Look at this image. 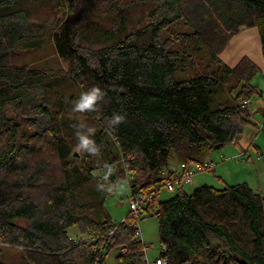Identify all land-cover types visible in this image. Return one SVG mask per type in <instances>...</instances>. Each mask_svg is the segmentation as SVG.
<instances>
[{
  "label": "trees",
  "instance_id": "1",
  "mask_svg": "<svg viewBox=\"0 0 264 264\" xmlns=\"http://www.w3.org/2000/svg\"><path fill=\"white\" fill-rule=\"evenodd\" d=\"M179 23L190 31L174 32ZM251 27L264 58V0H0V264H104L114 249V264H149L143 216L157 219L163 264H264V194L247 183L176 184L122 221L105 208L124 174L131 197L151 192L176 181L174 164L203 162L253 124L244 101L261 96L259 67L218 56ZM185 41L195 52L201 41L215 67L178 80L193 61ZM46 46L65 68L27 58ZM229 76L232 102L211 108ZM59 79L78 96L53 90Z\"/></svg>",
  "mask_w": 264,
  "mask_h": 264
},
{
  "label": "rangeland",
  "instance_id": "2",
  "mask_svg": "<svg viewBox=\"0 0 264 264\" xmlns=\"http://www.w3.org/2000/svg\"><path fill=\"white\" fill-rule=\"evenodd\" d=\"M37 14L39 16H41L42 18H48L49 20L52 19V14L51 12L47 9V7H43V8H37L36 10ZM65 16L67 15V13L69 12L68 10H65ZM91 16H93V12H91ZM173 31L174 32H189L190 29L188 26L184 25L183 23H179L178 25L173 27ZM196 41H185V47L184 49H187V51L189 53H192V59L193 61H191L190 64V68L184 70V71H180L178 74H176V77L178 80L180 79H184L186 77H189L190 75H192L196 70H198L200 73L205 72L207 69V67H215L214 63L211 61V59H209V52L206 48V46L201 42L198 41L196 44L199 46V50L198 52H195L194 48H196L197 46L194 45ZM177 47L180 48L179 44L176 45ZM235 52L233 54V56L229 57L226 61H228V63H233L238 57H240V55H242V53L244 51H248L250 52V50L244 49L243 50H236V49H231L232 52ZM250 53L254 54L255 51L252 50ZM26 56L29 60H34V62L37 63H42L43 66H48L54 69H57L60 67V65H62L63 68L66 67L64 62H61L59 60V58L55 55V53L53 52L52 48L50 46H46L44 47L42 50L37 51V52H30V53H26ZM225 55H221V59L223 58L225 60ZM222 59V60H223ZM23 61H26L24 57H22ZM217 68V66H216ZM210 69V68H209ZM235 77L233 76H229V80L228 83H226L225 85H223V87L218 91L215 92L214 98L211 101L210 99V106L211 108H216L219 104H229L232 102L233 96L235 95L236 89H232L231 84H233L235 82ZM253 84L257 85L262 93L263 96L259 97L256 96L253 99H257L261 101L262 104H264V74L263 72H259L253 79ZM53 90H57L60 94L68 97L69 95H73L74 97L78 96V92L77 89L75 87V85L67 80V79H59L57 81V83L55 84V86L53 87ZM256 105V104H255ZM254 106V104H252V107ZM72 107L75 108L78 111V115L77 118H82L83 121L88 120L87 116L85 115L82 106L78 103L76 104H72ZM70 121V118H64L63 119V123L65 124L66 122ZM238 142V141H237ZM253 144V142H250V147ZM232 145V144H230ZM229 145H226L218 150L213 151L212 153H224L226 154V152H224V150L226 148H228ZM248 147V148H250ZM77 154H80L82 151L77 149L75 151ZM211 153V154H212ZM209 154V156L211 155ZM250 154H252V149L250 148ZM174 153H172L170 159H169V169H171L174 161H176V156ZM175 158V160H174ZM99 166H104L105 163H102L101 160L98 163ZM249 172V173H248ZM217 172H209V171H201V172H197L194 173L193 177V182L196 181V183L194 184L192 182V184H185V191L190 193L192 192L195 188L202 186V185H209L215 188H222L225 187L226 185H230L233 183H239V182H243L246 181L250 184V169L249 171L246 169H243L242 171H239L238 176L235 180H230V178H227L228 180L226 182H222L220 180L217 179ZM258 175L260 180L262 181V177H261V173L260 170H258ZM133 175H129L128 173L124 174V176L122 178H120L117 183L115 184V191L114 193L110 196L109 199L106 200L105 202V208L108 212V214L110 215L111 219L114 221H122L123 218L126 216L127 212L129 211V185H130V180L132 178ZM264 179V178H263ZM197 182H202L201 184H198ZM260 191L261 193L264 194V183L261 184L260 186ZM174 191L169 192L167 190H165L163 188V186L160 189L159 192V197L161 199H165L168 198L170 196H172L174 193ZM157 219L155 217L152 216H143L141 219H139L138 221V229H139V233L141 236V240L142 242L146 245L145 248V255L147 258V261L149 263H152L154 261L155 258L159 257V253H160V244H159V238H158V233H157ZM68 233L74 237L76 240H83L85 239V236L80 234L79 231L77 230L76 226H73L71 228L68 229ZM2 252H5V249L2 248L1 249ZM7 253H11L10 251ZM117 250L114 249L113 251H111L105 261L104 264H114V256L116 255ZM13 256L12 254H8L7 257H11Z\"/></svg>",
  "mask_w": 264,
  "mask_h": 264
},
{
  "label": "crops",
  "instance_id": "3",
  "mask_svg": "<svg viewBox=\"0 0 264 264\" xmlns=\"http://www.w3.org/2000/svg\"><path fill=\"white\" fill-rule=\"evenodd\" d=\"M243 48L250 50V52L254 50L255 53L252 54L248 51H244L242 55H240V57H238L233 63H228V61H226L229 57L233 56L235 52H237L235 50L232 52L231 49L239 51L243 50ZM221 55H225V60L220 58ZM218 56L222 62L229 67H233L243 56H246L259 67V72L262 71L264 74V58L262 55L259 33L256 27L241 29L238 34H236L229 41L227 46ZM262 96L263 93L261 91V97ZM252 104H254L253 107ZM249 105L252 110L258 111L257 113H254L251 118V122H253V124L244 128L242 136L238 142L229 145V147L224 150L226 154L212 153L210 156L208 155L204 161L210 160L214 162V172H217V179L222 182H226L228 180L227 178L235 180L239 171L246 168L249 171L250 169V184L246 181L239 183H247L252 189L260 191V186L264 183V104H262L257 98L255 100L251 99L249 101ZM250 142H253V144L251 143V147ZM248 147L252 149V154H250V148ZM176 165L174 164L173 167ZM258 170H260L262 181L259 178ZM193 183L195 184L196 181ZM197 183L201 184L202 182Z\"/></svg>",
  "mask_w": 264,
  "mask_h": 264
},
{
  "label": "built area",
  "instance_id": "4",
  "mask_svg": "<svg viewBox=\"0 0 264 264\" xmlns=\"http://www.w3.org/2000/svg\"><path fill=\"white\" fill-rule=\"evenodd\" d=\"M244 103H249V100L244 101ZM215 164L213 161L207 160L203 162H196L191 167L185 168L184 165H176L173 169L175 170L174 174L176 177V181H166L160 186H155L153 190L150 192L139 193L133 197H129V210L134 214H139L144 209L145 203H148L151 199L155 197L156 194H159L161 187L169 192L174 190V186L177 185H185L192 184L194 173L201 171H209L211 173L214 172ZM173 170V171H174ZM129 175H132L131 173ZM130 194V193H129ZM147 260V258H146ZM149 264H163V259L155 258L152 263Z\"/></svg>",
  "mask_w": 264,
  "mask_h": 264
},
{
  "label": "bare ground",
  "instance_id": "5",
  "mask_svg": "<svg viewBox=\"0 0 264 264\" xmlns=\"http://www.w3.org/2000/svg\"><path fill=\"white\" fill-rule=\"evenodd\" d=\"M144 252H145V249H144Z\"/></svg>",
  "mask_w": 264,
  "mask_h": 264
},
{
  "label": "water",
  "instance_id": "6",
  "mask_svg": "<svg viewBox=\"0 0 264 264\" xmlns=\"http://www.w3.org/2000/svg\"><path fill=\"white\" fill-rule=\"evenodd\" d=\"M217 147H215V149H216Z\"/></svg>",
  "mask_w": 264,
  "mask_h": 264
}]
</instances>
